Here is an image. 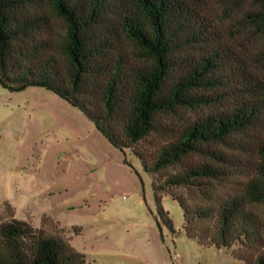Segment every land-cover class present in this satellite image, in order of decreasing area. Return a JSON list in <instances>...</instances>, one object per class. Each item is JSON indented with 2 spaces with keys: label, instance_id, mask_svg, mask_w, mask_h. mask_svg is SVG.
Instances as JSON below:
<instances>
[{
  "label": "trees",
  "instance_id": "obj_1",
  "mask_svg": "<svg viewBox=\"0 0 264 264\" xmlns=\"http://www.w3.org/2000/svg\"><path fill=\"white\" fill-rule=\"evenodd\" d=\"M215 2L0 0V87H41L77 107L139 160L172 233L165 196L188 238L264 264V0H218L219 19ZM230 17L246 43L247 31L260 38L257 65L245 43L226 40L219 21ZM3 205L0 264H87L67 239Z\"/></svg>",
  "mask_w": 264,
  "mask_h": 264
},
{
  "label": "rangeland",
  "instance_id": "obj_2",
  "mask_svg": "<svg viewBox=\"0 0 264 264\" xmlns=\"http://www.w3.org/2000/svg\"><path fill=\"white\" fill-rule=\"evenodd\" d=\"M218 3L211 6L216 19ZM233 17L219 24L228 42L246 44L241 52L253 67L262 43L248 31V43L240 37L244 31L236 35ZM54 24L64 32V21ZM3 203L16 219L67 239L87 264H243L228 250L188 238L179 204L165 196L172 233L156 218L151 178L139 160L112 146L77 107L41 87H0V219L8 215ZM257 211L264 218V205Z\"/></svg>",
  "mask_w": 264,
  "mask_h": 264
}]
</instances>
